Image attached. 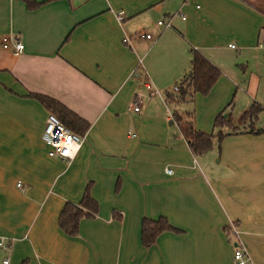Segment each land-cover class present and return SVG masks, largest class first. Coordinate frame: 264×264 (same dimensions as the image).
Here are the masks:
<instances>
[{
	"label": "crops",
	"instance_id": "crops-1",
	"mask_svg": "<svg viewBox=\"0 0 264 264\" xmlns=\"http://www.w3.org/2000/svg\"><path fill=\"white\" fill-rule=\"evenodd\" d=\"M30 1L0 0V264H229V222L248 264H264V132L218 141L212 126L237 90L244 110L264 108L260 75L230 66L261 59V0ZM8 35L20 50L3 46ZM190 50L219 75L206 95L169 103ZM32 94L87 122L68 163L47 155L41 135L50 112ZM185 104L194 128L214 135L200 155L172 119ZM86 187L97 210L68 236L59 212ZM158 217L176 230L142 246V219Z\"/></svg>",
	"mask_w": 264,
	"mask_h": 264
},
{
	"label": "trees",
	"instance_id": "trees-1",
	"mask_svg": "<svg viewBox=\"0 0 264 264\" xmlns=\"http://www.w3.org/2000/svg\"><path fill=\"white\" fill-rule=\"evenodd\" d=\"M27 7H32L34 2L24 0ZM219 75L218 69L214 67L204 56L196 50H190L189 68L186 75L177 83V92L167 94L169 103H181L191 101L194 94L206 95L214 81ZM50 113L73 133L83 136L88 124L77 115L66 109L57 101L42 95L32 94ZM229 105V104H228ZM262 108L256 103H251L240 116L241 124L234 126L231 116L227 113L222 116L219 112L213 119L212 126L216 130L215 137L221 138L231 134H259L264 132V124L255 128L253 122ZM172 119L178 127L182 137L193 155H200L212 147L214 135L199 131L193 126V112L172 113ZM97 210L96 202L89 196L88 187L85 188L77 204L65 202L57 218V226L68 236H74L77 232L78 221L82 217L92 216ZM164 217L157 219H142L140 225V241L142 246H150L158 234L164 231H174Z\"/></svg>",
	"mask_w": 264,
	"mask_h": 264
},
{
	"label": "built area",
	"instance_id": "built-area-1",
	"mask_svg": "<svg viewBox=\"0 0 264 264\" xmlns=\"http://www.w3.org/2000/svg\"><path fill=\"white\" fill-rule=\"evenodd\" d=\"M115 16L117 21L122 19L121 12H116ZM156 24L161 25L164 28L170 26L168 21L162 20L156 21ZM136 37L149 39L150 35L146 32L140 31L136 34ZM122 40L129 42V37L124 36ZM10 41L13 42V46L16 50H20L22 48L21 42L18 39H14L11 35H8L3 39V46L6 47ZM229 46L233 47L232 45ZM172 89L174 92H177V85H174ZM131 108L133 111H137L138 102L136 100L132 101ZM41 137L44 143H46L49 147L47 151L48 156L58 157L68 163L75 157L83 136L73 133L69 128L64 126L55 115L47 113ZM17 186H20V184H17ZM227 231L230 233L234 243L229 264H248V262H250L248 252L240 241L238 230L232 222L228 223ZM5 245L6 244L1 239L0 246L7 248ZM1 264H9V258H4Z\"/></svg>",
	"mask_w": 264,
	"mask_h": 264
},
{
	"label": "rangeland",
	"instance_id": "rangeland-1",
	"mask_svg": "<svg viewBox=\"0 0 264 264\" xmlns=\"http://www.w3.org/2000/svg\"><path fill=\"white\" fill-rule=\"evenodd\" d=\"M256 4H258L259 7L264 9V0H261L260 2L258 1V3H256ZM259 54L261 55V59L254 60V62L250 61V63H248V64H246L245 60L241 59V58L232 59L235 61H231V62H236V65L234 66V65H232L234 63H231L230 66H233L237 70L242 71V74H244L246 76L249 75L250 71L260 75L259 88H258L256 100H257V102H259L261 105L264 106V95L261 94V91L264 92V49L261 50V52ZM236 57H237V55H236ZM258 62H260L261 65H259ZM195 95L196 94H194V96ZM197 95H200V94H197ZM260 95H262L263 97L262 96L260 97ZM201 96H204V95H201ZM241 97H242L241 92L239 90H237L236 94L234 95V97L230 101L231 102L230 105H227V107H226V113H228L231 116V118L233 119L232 123L234 126L240 125V120H239L238 116H239L240 112L244 110L243 109L244 107L242 108L243 105L240 103ZM240 108H242V109H240ZM183 109L185 111H193L192 106L190 104H185V107H183ZM185 111H181V112H185ZM222 114H225V112ZM263 124H264V108H262V110H260L258 112L257 118L253 122V126L260 127V126H263ZM226 233H227V238L231 242L232 237H231L230 233L228 231Z\"/></svg>",
	"mask_w": 264,
	"mask_h": 264
}]
</instances>
